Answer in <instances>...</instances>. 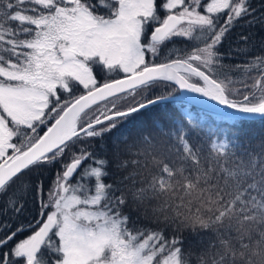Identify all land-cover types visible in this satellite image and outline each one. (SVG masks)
Listing matches in <instances>:
<instances>
[{
    "label": "snow or ice",
    "instance_id": "snow-or-ice-1",
    "mask_svg": "<svg viewBox=\"0 0 264 264\" xmlns=\"http://www.w3.org/2000/svg\"><path fill=\"white\" fill-rule=\"evenodd\" d=\"M256 30L264 0H0V264H264V136L127 127L177 91L264 120Z\"/></svg>",
    "mask_w": 264,
    "mask_h": 264
},
{
    "label": "trees",
    "instance_id": "trees-1",
    "mask_svg": "<svg viewBox=\"0 0 264 264\" xmlns=\"http://www.w3.org/2000/svg\"><path fill=\"white\" fill-rule=\"evenodd\" d=\"M255 3L257 7H259L260 0H255ZM256 35L257 39H259L262 35H264V33L256 30ZM236 75V73H233L234 78ZM175 94H177V92L171 93L170 97ZM162 114L166 115L168 118L183 116L186 120L198 125L200 129L207 133H226L235 125L240 128L241 134L246 137L258 139L264 136V120L262 119L246 120L244 123L238 124L234 120H227L223 118L222 115L207 112L182 101H164L161 105L154 106L143 115L138 114L136 119L131 121L127 127L131 128L136 122L141 120L156 119ZM49 175L50 174L48 172L44 173L45 177H48ZM28 209L29 211L25 213V218L31 219L32 215L35 214V208L31 203H29ZM184 236L186 243H196V238L190 233L185 232Z\"/></svg>",
    "mask_w": 264,
    "mask_h": 264
},
{
    "label": "water",
    "instance_id": "water-1",
    "mask_svg": "<svg viewBox=\"0 0 264 264\" xmlns=\"http://www.w3.org/2000/svg\"><path fill=\"white\" fill-rule=\"evenodd\" d=\"M165 101H182L187 104H190L192 106H195L199 109L205 110L207 112L220 114L228 118V116L225 115V113H229L231 110L224 108L223 106H220L216 104L213 101L208 100L205 97L199 96L195 93H189V92H180L178 91L177 95H174L172 97H169ZM238 115V114H234ZM230 119V118H229ZM260 118L255 117L248 120H259Z\"/></svg>",
    "mask_w": 264,
    "mask_h": 264
},
{
    "label": "rangeland",
    "instance_id": "rangeland-1",
    "mask_svg": "<svg viewBox=\"0 0 264 264\" xmlns=\"http://www.w3.org/2000/svg\"><path fill=\"white\" fill-rule=\"evenodd\" d=\"M176 95V94H175ZM190 105V104H189Z\"/></svg>",
    "mask_w": 264,
    "mask_h": 264
}]
</instances>
